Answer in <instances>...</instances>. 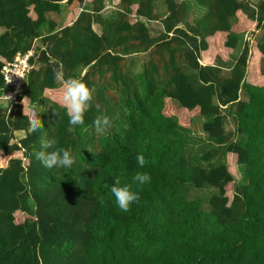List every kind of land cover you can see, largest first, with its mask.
Segmentation results:
<instances>
[{"label": "trees", "instance_id": "obj_1", "mask_svg": "<svg viewBox=\"0 0 264 264\" xmlns=\"http://www.w3.org/2000/svg\"><path fill=\"white\" fill-rule=\"evenodd\" d=\"M104 1L0 0V96L9 90L4 64L40 40L17 100L37 105L43 123L30 134L22 105L0 102V155L10 156L0 168V264H264V85L246 83L250 39L233 31L238 13L254 23L264 78V0H195L205 12L191 22L190 0H164L162 15L153 0H111L117 11L110 21L101 14ZM62 2L82 11L58 27ZM140 19L161 25L160 33L152 35ZM46 26L51 34L41 37ZM216 34L240 54L227 66L220 58L202 65ZM137 55L144 58L140 72L133 71ZM61 64L66 77L93 90L85 125L72 132L59 102L44 97L59 87L53 71ZM167 100L204 118L202 132L218 149L200 161L209 163L218 150L236 156L243 181L231 199L226 161L190 163ZM101 114L112 127L97 135L92 125ZM225 116L234 131L225 130ZM18 131L24 136L15 141ZM42 136L71 149L75 164L45 168L34 155ZM136 172L151 181L133 184L140 200L121 211L110 188L117 177L132 183ZM17 212L30 218L16 223Z\"/></svg>", "mask_w": 264, "mask_h": 264}, {"label": "rangeland", "instance_id": "obj_2", "mask_svg": "<svg viewBox=\"0 0 264 264\" xmlns=\"http://www.w3.org/2000/svg\"><path fill=\"white\" fill-rule=\"evenodd\" d=\"M178 2H182V0H177ZM155 10L159 14H165V4L164 0H153ZM113 5L110 1H107L106 6ZM108 11L112 10L110 8H107ZM205 12L204 9L200 8L195 0H190L188 2V13L186 21L191 22L199 15H202ZM237 16L239 17V21L236 24V27H234L235 31L239 34H242L243 38L250 39L248 40L250 44V54H249V60H248V66H247V73L245 81L248 84L252 85H264V78L259 74V52L254 47V37L251 36V34H259L258 32H250L251 29L254 28V23L251 21H248L242 14L238 13ZM137 19L134 17H131V21H136ZM147 23V22H146ZM148 27L151 29V34L155 35L156 31H161V25L154 24V23H147ZM235 26V25H234ZM262 32V31H260ZM251 36V37H250ZM212 42H210L211 44ZM39 42H35L33 45L32 52H36V50L39 48ZM209 49L204 52L203 54V60L206 64L205 65H213L217 64V59L220 58L222 62H225L226 66L232 63L230 59L227 57L228 51L225 50L222 46L221 39L214 40L213 44H211ZM239 49V48H237ZM135 64L133 66L134 72H140L143 62V56L137 55L135 56ZM227 71V70H225ZM228 73V72H227ZM58 92L54 91H47L44 93V97L49 100L58 101ZM19 105H22L23 107V114L27 117L35 116L36 109L39 110V107L37 105L31 104L28 99L26 102L22 103V100L18 102ZM12 107L11 105L8 106V109ZM165 112L167 115L174 117L178 120L179 126H180V135L186 138V145H187V151L190 159V163L192 164H198L202 163L205 166H211L217 162H220L221 160H225L230 173L234 177V183L229 185L227 187V195L229 199L232 197L233 192V186H237L242 184L243 181V168L242 166L238 165L236 163V156L233 154H227L225 157L222 155V150H218L217 155L215 158L212 159L209 163H203L201 160V157L203 154L208 152L210 149L216 148L217 146L214 145L212 142L208 141L206 138V135L202 132L201 125L204 122V118L201 117L197 111H194L193 113L186 112L184 110L179 109L175 106L172 102L169 100L166 101V109ZM224 128L228 132L234 131V122L231 118L228 116H225L224 121ZM15 138V136H14ZM16 141V140H15ZM218 149V148H216ZM13 156L21 157V153H14ZM8 157L4 155H0V167L5 166L7 163ZM206 195V193H205ZM30 218L27 214L23 212H17L15 214V221L16 223L23 222L25 219Z\"/></svg>", "mask_w": 264, "mask_h": 264}, {"label": "clouds", "instance_id": "obj_3", "mask_svg": "<svg viewBox=\"0 0 264 264\" xmlns=\"http://www.w3.org/2000/svg\"><path fill=\"white\" fill-rule=\"evenodd\" d=\"M53 78L59 83V87L55 89L58 92V102L65 110L68 118V131L72 132L77 127L85 125V114L91 108L93 101V90L81 79L73 76L66 77L63 71V65L53 71ZM8 82L10 83V79ZM13 99L11 95L0 96V102L9 106ZM27 97L22 100L26 102ZM99 104L96 108L99 109ZM54 115L57 114L54 112ZM94 130L97 135H104L112 127L111 119L101 114L93 121ZM43 127V123L39 117H29V127L27 131L36 133ZM55 139H48L44 136L40 139L41 150L35 152V158L47 169L62 168L70 169L75 164V157L72 155L71 149L64 147H56ZM53 149L52 151H48ZM137 163L140 168L146 164L145 157L141 154L137 156ZM132 183H122L117 177L110 188V192L115 199V203L121 211L127 212L133 203H138L140 196L138 192L133 191V184L143 185L151 181V176L146 172H136L132 176Z\"/></svg>", "mask_w": 264, "mask_h": 264}, {"label": "crops", "instance_id": "obj_4", "mask_svg": "<svg viewBox=\"0 0 264 264\" xmlns=\"http://www.w3.org/2000/svg\"><path fill=\"white\" fill-rule=\"evenodd\" d=\"M107 1H110L113 5H111V6H106V3H107ZM251 1H253V2H255V1H257V0H251ZM61 7H62V10H61V13L59 14V16H58V19H57V26L59 27V26H61V27H63V26H65V25H70L74 20H75V18L78 16V14L80 13V11H82V10H80V9H78V8H76V9H74V10H72V11H69V10H67V7H66V3L65 2H62V4H61ZM107 8H110V9H112V10H109L108 11V9ZM83 10H86V11H89L90 10V5L88 4V3H86L85 5H84V7H83ZM116 11H117V7L114 5V3L111 1V0H105L104 1V9H103V11H102V16L105 18V20L106 21H110V20H112L113 18H114V16L116 15ZM239 17L237 16V19H238ZM140 20H142L146 25H147V23H146V21H144L143 19H140ZM238 21H239V19L236 21V24L238 23ZM134 22V21H133ZM154 24H156V23H154ZM236 24H235V26H233V31L234 32H236L235 31V29H234V27H236ZM148 26V25H147ZM58 29V28H57ZM94 29H95V31L96 32H98V33H100L101 32V27L99 26V25H95L94 26ZM2 32V30H0V33ZM250 32H255L254 31V28L253 29H251V31ZM160 33V31L158 30V31H156V34L155 35H157V34H159ZM237 33V32H236ZM257 33V32H256ZM49 34H51V30L49 29V27H44V28H42V30L40 31V36L41 37H45V36H47V35H49ZM251 36L252 37H254V35L253 34H251ZM250 36V37H251ZM224 38H225V36L223 35V34H216L211 40H210V42H212L211 44H213V42H214V40H216V39H221V41H222V46H223V48L225 49V50H227L228 51V53H227V58L228 59H230L232 62H234L236 59H237V57L239 56V54H240V49H234V50H231V49H228V48H225L224 47V45H223V43H224ZM35 42H39L40 43V40H36ZM34 42V43H35ZM210 42H209V47L211 46V44H210ZM39 47H41V43L38 45ZM209 49V48H208ZM203 54H204V52L201 54V60H203ZM205 61V60H204ZM200 62V64H202V65H205L206 63L205 62ZM47 92V91H46ZM29 101V100H28ZM14 136H15V140L16 141H18V140H20L23 136H24V134L22 133V132H15L14 133ZM6 157H8V160L10 159V156H6ZM8 160H7V162H8ZM7 164V163H6ZM6 164H5V166H6ZM5 166H3V167H5ZM1 168V167H0Z\"/></svg>", "mask_w": 264, "mask_h": 264}, {"label": "built area", "instance_id": "obj_5", "mask_svg": "<svg viewBox=\"0 0 264 264\" xmlns=\"http://www.w3.org/2000/svg\"><path fill=\"white\" fill-rule=\"evenodd\" d=\"M32 56V51L24 55L18 54L12 62L5 63L1 70L5 85L9 89L7 93L1 96L11 95L13 97L9 104L11 106L18 104L17 96L22 95L25 91L27 75L33 68V65L30 63ZM6 78H9L11 82L9 83Z\"/></svg>", "mask_w": 264, "mask_h": 264}]
</instances>
